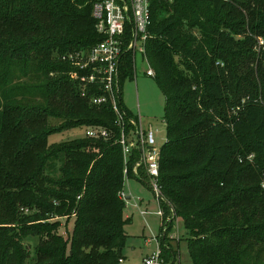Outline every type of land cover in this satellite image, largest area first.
Segmentation results:
<instances>
[{
  "label": "trees",
  "instance_id": "16d2710c",
  "mask_svg": "<svg viewBox=\"0 0 264 264\" xmlns=\"http://www.w3.org/2000/svg\"><path fill=\"white\" fill-rule=\"evenodd\" d=\"M98 1L0 0V264L123 259L119 129L108 105L89 102L103 95L98 86L81 95L68 60L101 40ZM149 35L146 59L166 101L164 263L175 262L167 221L178 219L192 264H264V0H151ZM123 60L119 79L132 75L130 54ZM116 95L130 128L119 81ZM51 119L62 124L50 128ZM89 126L112 138L48 143ZM71 218L66 240L58 219Z\"/></svg>",
  "mask_w": 264,
  "mask_h": 264
},
{
  "label": "built area",
  "instance_id": "2783aa9c",
  "mask_svg": "<svg viewBox=\"0 0 264 264\" xmlns=\"http://www.w3.org/2000/svg\"><path fill=\"white\" fill-rule=\"evenodd\" d=\"M92 17L95 21L96 33L101 40L86 53L68 58L77 71L88 72L86 75L79 76L75 70L70 74V78L83 83L82 96L85 94L86 84L98 86L102 90L103 95L92 96L89 102L92 106L108 105L112 109L115 125L119 129L114 144L118 145L122 151L124 179L129 177L128 164L136 155L137 158L131 170L133 177L142 182L145 181L159 199L161 149L155 147L151 129L143 131L136 120H129L130 128H127L116 95L121 62L127 54L133 55V67L137 51L148 64L145 46L150 39L151 0H100L92 6ZM146 76L154 77L150 67L146 71ZM84 135L85 138L93 140L108 141L112 138V132L101 126L87 127ZM141 170L144 177L140 174ZM119 195L124 201L126 200L123 190ZM141 215L146 216L147 213L141 212ZM158 215L163 217L162 210L158 212ZM172 237L170 238L173 239ZM152 241L156 243V250L151 256L143 259V263L165 264L161 257L159 237L153 238ZM118 264H124L122 258L119 259Z\"/></svg>",
  "mask_w": 264,
  "mask_h": 264
},
{
  "label": "rangeland",
  "instance_id": "374dc122",
  "mask_svg": "<svg viewBox=\"0 0 264 264\" xmlns=\"http://www.w3.org/2000/svg\"><path fill=\"white\" fill-rule=\"evenodd\" d=\"M259 45L261 44L259 43ZM130 59L132 62V54H130ZM121 68L122 65L120 70ZM148 68V64L137 51L135 66H132V75L124 78H121L120 75V96L128 117L136 120L143 131L151 129L155 147L161 149L167 137V125L164 118L166 101L155 79L146 76ZM49 122L50 128L62 124L55 119H51ZM85 130V127H77L66 132L49 135L48 143L51 145L85 139ZM123 192L125 197L129 198L125 200L124 215L130 221L124 226L127 239L121 254L124 264H144L143 259L151 256L156 250V243L152 239L161 235L162 217L158 215L161 210L159 202L151 188L134 177L124 179ZM141 212H146L147 215L142 216ZM58 220L61 223L58 232L68 240L72 235L73 219ZM167 223L171 227L167 232V238L171 247L177 249L173 264H192L186 242L188 236L182 222L176 219L170 223L169 219ZM171 236L173 239L170 238ZM32 245L34 244L32 243Z\"/></svg>",
  "mask_w": 264,
  "mask_h": 264
},
{
  "label": "crops",
  "instance_id": "0c3cea01",
  "mask_svg": "<svg viewBox=\"0 0 264 264\" xmlns=\"http://www.w3.org/2000/svg\"><path fill=\"white\" fill-rule=\"evenodd\" d=\"M125 217L127 218V216L125 215ZM123 261H124V258H123Z\"/></svg>",
  "mask_w": 264,
  "mask_h": 264
},
{
  "label": "water",
  "instance_id": "95a60500",
  "mask_svg": "<svg viewBox=\"0 0 264 264\" xmlns=\"http://www.w3.org/2000/svg\"><path fill=\"white\" fill-rule=\"evenodd\" d=\"M129 198H126V200H128Z\"/></svg>",
  "mask_w": 264,
  "mask_h": 264
}]
</instances>
